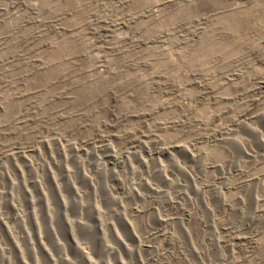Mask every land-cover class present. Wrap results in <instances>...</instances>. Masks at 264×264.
Returning <instances> with one entry per match:
<instances>
[{
	"label": "rangeland",
	"instance_id": "374dc122",
	"mask_svg": "<svg viewBox=\"0 0 264 264\" xmlns=\"http://www.w3.org/2000/svg\"><path fill=\"white\" fill-rule=\"evenodd\" d=\"M0 264H264V0H0Z\"/></svg>",
	"mask_w": 264,
	"mask_h": 264
},
{
	"label": "bare ground",
	"instance_id": "6f19581e",
	"mask_svg": "<svg viewBox=\"0 0 264 264\" xmlns=\"http://www.w3.org/2000/svg\"><path fill=\"white\" fill-rule=\"evenodd\" d=\"M247 154V153H246ZM172 155V154H171ZM194 155V154H193ZM193 155L191 156V157H193ZM25 156V155H24ZM28 159V158H27ZM194 159V158H193ZM29 160V159H28ZM150 163V162H149ZM175 163H176V161H175ZM30 165V164H29ZM177 165H178V167L183 171V172H185V173H188L186 170H185V168L184 167H182V166H180L178 163H177ZM189 176V175H188ZM190 177V176H189ZM149 186V185H148ZM180 189V188H179Z\"/></svg>",
	"mask_w": 264,
	"mask_h": 264
}]
</instances>
